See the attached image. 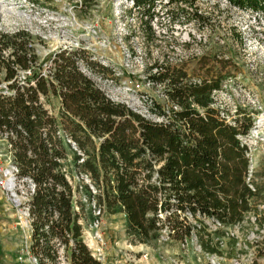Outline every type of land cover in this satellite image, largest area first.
<instances>
[{"label":"trees","instance_id":"obj_1","mask_svg":"<svg viewBox=\"0 0 264 264\" xmlns=\"http://www.w3.org/2000/svg\"><path fill=\"white\" fill-rule=\"evenodd\" d=\"M159 1H132L145 15L152 39ZM228 1L264 14L263 0ZM193 14L197 23H205L198 10ZM82 67L103 76L107 72L82 49H60L40 63L28 32L0 34V71L9 90H0V136L11 147L18 178L35 186L29 250L38 264H101L84 239L85 206L77 200L81 186L68 179L74 174L90 181L82 187L100 213L126 216V235L134 245L158 242L167 234L182 243L195 238L205 254L222 256L218 234L209 232L205 220L236 228L254 218L260 234L263 189L254 183L253 192L247 184L249 149L240 139L254 125L245 113L238 115L245 119L229 121L214 107L212 94L221 90L222 78L192 83L184 70L155 64L149 79L165 86L172 103L169 111L156 103L149 107L165 119L156 123L111 100ZM27 71L31 75L20 81L19 74ZM48 95L60 99V119L41 102ZM64 137L75 147L73 167L66 164L71 145ZM237 244L232 237V251ZM250 244L256 258H263L264 240Z\"/></svg>","mask_w":264,"mask_h":264},{"label":"rangeland","instance_id":"obj_2","mask_svg":"<svg viewBox=\"0 0 264 264\" xmlns=\"http://www.w3.org/2000/svg\"><path fill=\"white\" fill-rule=\"evenodd\" d=\"M132 1L0 0V34L28 32L40 63L60 49L85 50L95 67L100 65L107 72L103 76L98 69L82 67L83 72L114 101L138 110L153 103L165 111L172 107L165 86L149 79L155 64L184 70L192 83L222 78L221 90L212 94L214 107L225 111L229 121L239 113L251 117L254 126L241 142L247 144L254 181L264 195V14L233 7L228 0H185L179 6L160 0L151 23L155 33L152 39L146 31L145 15L134 9ZM196 10L207 18L204 24L193 19ZM43 72L47 74V68ZM30 75L21 72L19 79ZM4 77L0 71L3 88L8 85ZM137 84L140 89L134 86ZM41 102L50 115L60 119L59 98L41 96ZM243 115L238 117L245 119ZM64 139L71 145L66 164L73 167L75 147ZM10 158L7 143L0 136V175L11 171ZM68 179L73 187L81 186L77 200L85 206L84 239L101 264H213L195 238L182 243L164 234L158 242L132 244L126 235V216L100 213L82 187L90 183L85 176L74 174ZM15 186L19 200L25 204L31 184L16 180ZM15 206L0 189V264H32L26 251L30 233L20 226L24 206ZM260 211H264V205ZM252 222L248 217L242 227L224 228L205 220L209 232L218 234L216 239L222 243L221 260L215 264H234L235 259L240 264H264V257L256 258L255 244H250L255 241L253 233L260 237ZM232 237L238 239L234 251Z\"/></svg>","mask_w":264,"mask_h":264},{"label":"built area","instance_id":"obj_3","mask_svg":"<svg viewBox=\"0 0 264 264\" xmlns=\"http://www.w3.org/2000/svg\"><path fill=\"white\" fill-rule=\"evenodd\" d=\"M25 73L31 74L30 71H27ZM23 79L25 80L26 77L24 76ZM134 86L137 89H140L141 88V85H139V84L134 85ZM1 88L3 89V91H4L5 94H9L8 85H5L4 88L2 86H0V89ZM109 98L111 100H113L111 97H109ZM114 102L118 103L117 101H114ZM122 104H124V103H122ZM129 108L132 109L137 114H139V115H141V116H143V117H145V118H147L149 120H152V121H154L156 123H163V122H165V119L164 118L152 114L150 112L149 107L148 108H145L144 107V108H142V110L134 109V108H131V107H129ZM246 146H247V144H246ZM9 149H11V147H8V150ZM10 154H11V158L9 159V164L12 165V169H11V171L9 173H3V174L0 175V189H1V191L4 194H6L8 196L9 200H11V201L14 202V204L16 205L15 207L17 209H19L21 206H24L23 207L24 209L22 210V215L20 217V221H21L20 226H21L22 229H27L29 231L30 238H31V216H30L29 203H30L31 196L35 192V186L29 181V184H31V191H30V193H28V198H27V201L25 202V204L23 202H21L19 200L18 194L15 191V187H16L15 186V182H16V180H20L18 178L19 170H18V168L14 164V158H13L12 152H10ZM246 181H247V184L249 185L250 189L253 192H255V187H254V183H255V181H254V166H253V163L252 162H250V166H249V170H248V175H247ZM252 221L254 222L255 219L252 218ZM215 224L217 226H219V227H222L219 223H215ZM259 236L260 237H256V235L253 233V238H255V240H257V241L264 240V227L260 231ZM29 247H30V244L27 243L26 251H27V255L29 256L30 261L32 262V264H38V260L34 256L31 255L30 250H29ZM211 258H212L213 264H215L216 262H218L219 260H221V258H219L218 256H211ZM234 264H240V260L239 259H235L234 260Z\"/></svg>","mask_w":264,"mask_h":264},{"label":"bare ground","instance_id":"obj_4","mask_svg":"<svg viewBox=\"0 0 264 264\" xmlns=\"http://www.w3.org/2000/svg\"><path fill=\"white\" fill-rule=\"evenodd\" d=\"M3 9L5 10V6H3ZM6 12V11H5Z\"/></svg>","mask_w":264,"mask_h":264}]
</instances>
